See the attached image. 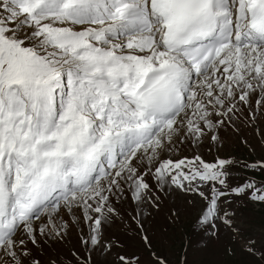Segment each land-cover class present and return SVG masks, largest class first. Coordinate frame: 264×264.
I'll list each match as a JSON object with an SVG mask.
<instances>
[{"label":"snow or ice","instance_id":"1","mask_svg":"<svg viewBox=\"0 0 264 264\" xmlns=\"http://www.w3.org/2000/svg\"><path fill=\"white\" fill-rule=\"evenodd\" d=\"M261 118L264 0H0V264H44L41 240L65 239V215L86 251L119 247L106 225L155 202V186L198 193L212 229L222 197L264 202V185H231L238 161L171 155Z\"/></svg>","mask_w":264,"mask_h":264},{"label":"rangeland","instance_id":"2","mask_svg":"<svg viewBox=\"0 0 264 264\" xmlns=\"http://www.w3.org/2000/svg\"><path fill=\"white\" fill-rule=\"evenodd\" d=\"M261 131H264V118L258 123L241 125L239 130L233 127L221 129L219 141L214 144L207 141L199 145L179 144L171 155L173 159H179L197 153L207 162L217 158L238 161L231 168L232 186L245 179L264 185V171L242 167L245 163L252 165L264 160ZM148 181L153 183L151 177ZM152 195L155 202L146 200L135 214L129 211L106 225L105 239L119 243V247H113L111 251L100 248L86 251L80 244L79 228L71 225L72 217L65 215L64 219L70 222L65 239L41 240L44 264H47V254L50 253L60 254L64 264H68L73 250L81 258L87 257L90 264H115L117 253L138 256L139 264H157L158 261L159 264H261L259 256L264 254V202L251 200L247 195L222 197L221 218L212 229L198 226L205 203L198 193L171 185L163 189L155 186ZM225 211L231 221L230 226L224 222ZM132 215L136 218L130 219ZM234 230L256 241L258 253L255 259L233 238Z\"/></svg>","mask_w":264,"mask_h":264},{"label":"bare ground","instance_id":"3","mask_svg":"<svg viewBox=\"0 0 264 264\" xmlns=\"http://www.w3.org/2000/svg\"><path fill=\"white\" fill-rule=\"evenodd\" d=\"M260 160L257 161V163L259 162Z\"/></svg>","mask_w":264,"mask_h":264}]
</instances>
